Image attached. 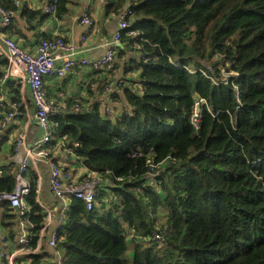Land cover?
Segmentation results:
<instances>
[{
    "label": "trees",
    "instance_id": "obj_1",
    "mask_svg": "<svg viewBox=\"0 0 264 264\" xmlns=\"http://www.w3.org/2000/svg\"><path fill=\"white\" fill-rule=\"evenodd\" d=\"M70 2L57 0L56 16ZM127 3L129 27L107 73L133 53L122 72L137 78L109 94L123 101L119 111L94 101L50 117L54 139L63 138L97 190L91 210L68 198L55 250L63 264H128V253L131 264H264V0H105L103 9L118 17ZM14 186L13 172H3L0 193ZM28 186L22 220L33 250L45 214L32 179ZM0 207L12 241L3 217L16 211ZM46 233L14 264H51Z\"/></svg>",
    "mask_w": 264,
    "mask_h": 264
},
{
    "label": "crops",
    "instance_id": "obj_2",
    "mask_svg": "<svg viewBox=\"0 0 264 264\" xmlns=\"http://www.w3.org/2000/svg\"><path fill=\"white\" fill-rule=\"evenodd\" d=\"M5 4L14 3L15 14L12 18L11 25L7 30V34L11 37L22 49L32 53L39 42L46 38L62 37L66 42L73 44L82 52L76 55L77 58H85L90 62L99 59L105 52V44L112 38L117 31V16L104 12V5L98 0H71L67 5L66 11L61 16L56 14H47L45 10L49 6L51 0H3ZM15 3H18L17 6ZM26 11L37 12L36 19H30V15ZM83 17H88L93 21V27L89 28L81 23ZM135 55L126 53L123 60L116 61L119 69H114L110 74L92 71L90 68L77 65L64 78L58 79L48 77L44 80V90L49 99L58 102L59 112L73 113L74 107L78 104L86 107L88 104L95 102L100 103L103 108L107 105L112 111H119L121 102H110L109 96L104 93H99L98 96L92 89H96V85L106 87L111 81L115 84L124 80H134L137 74L128 73L123 75V65L129 63ZM4 61L0 60V63ZM3 70L1 65L0 71ZM115 90H117L115 88ZM99 91V90H98ZM105 91V90H104ZM1 95L5 99V109L2 111V116L10 113H16L15 117L8 120L5 128L0 127V170L9 172L8 167L14 160L13 144L18 132H27V145H33L34 141L40 137V130L34 123L33 115L34 108L30 101L29 92L19 86L15 79L8 80L0 89ZM16 93V95L14 94ZM90 93H93L90 94ZM16 100H12V99ZM99 98V99H98ZM121 99V98H120ZM123 100V99H121ZM12 103H17V108H12ZM2 117H0L1 120ZM58 139L52 142L50 155L53 159L65 169H69L74 177H82L85 170L78 163L77 157L73 153L67 151V148L62 145H57ZM24 155V150L19 149V156ZM68 170V171H69ZM33 180L36 185V201L42 208L46 207L51 213V223L47 228L44 244L48 252L47 261L53 264L55 256L54 251L47 244L48 235L55 232L59 228V221L64 215V209L68 206V199L59 200L50 192L49 180L50 171L46 163L39 161L35 166L30 165L25 176V180ZM0 207V250L3 245H6L8 251L13 252L17 245L14 244L20 234V219L19 212L10 214L13 218L4 219L5 225H10L13 232V238L9 237V229L1 227L2 214ZM24 256V255H22ZM18 256V257H22ZM20 264H28L23 260Z\"/></svg>",
    "mask_w": 264,
    "mask_h": 264
},
{
    "label": "built area",
    "instance_id": "obj_3",
    "mask_svg": "<svg viewBox=\"0 0 264 264\" xmlns=\"http://www.w3.org/2000/svg\"><path fill=\"white\" fill-rule=\"evenodd\" d=\"M80 1L81 0H76V2ZM98 1L102 4L105 3V0ZM56 3L57 0H51L45 12L54 15ZM17 4L18 3H15L16 6ZM14 14V10L5 9L0 4V60L5 62V67L0 76V89L8 80L15 79L21 88L28 90L30 101L34 108V115L32 117L34 123L40 130V137L34 141L33 145H27L26 130L17 133L13 144L14 160H12V163L8 167V170L13 172L15 186L10 192L0 193V202H7L11 208L19 212L20 219L24 218L28 210L24 202V196L29 192V186L28 182L25 180V176L30 165L35 166L39 161H43L47 164L50 171L49 186L51 194L59 200L68 198L79 199L85 203L87 210H91L97 191L93 174L88 175L87 178H84L85 174L82 177H74L70 171L59 165L50 155L52 142L57 139H54L53 131L58 127V122L51 120L50 117L59 112V106L58 102L47 97L44 90V80L48 77L62 79L77 65L88 67L92 71H109L113 65L114 57L119 47L121 32L129 27L126 18L131 14L130 5L127 3L118 15L117 31L105 44L104 54L93 62L85 58H77L76 55L82 51L77 49L73 44L66 42L64 38L58 36L42 40L32 53L25 51L7 34ZM81 23L89 28L93 27V21L88 17H83ZM121 84L122 82L115 84L111 81L104 88L105 94L109 96L110 93H113L115 88L118 90ZM202 104L203 101L199 100L194 103L193 106V113L190 121L195 130L199 127L200 107ZM11 107L14 109L17 108V103H12ZM5 108V99L0 93L1 129L5 128L10 118L17 115L13 112L6 116H2V111H4ZM104 108L107 113L112 112L108 106ZM77 109V106L74 107V110ZM62 139L59 138L58 143L54 145V147L57 145L63 146L64 141H62ZM74 146L77 147L78 145L74 144ZM19 149L24 150L23 156H19ZM67 151L73 153L71 149H67ZM74 156L76 155L74 154ZM76 157L79 159L78 156ZM2 174L3 170H0V175ZM42 208L45 214V221L40 230L36 247L33 250L25 248V245L29 242V230L24 221L21 220L20 234L16 238L17 248L13 252H10L6 245H3L0 250V264H14V259L18 256H25L38 251L41 246V238L51 223V213L49 209L43 206ZM63 224L64 219L61 218L58 227ZM48 236L47 244L54 251V263L63 264L59 252L55 250L57 241L55 232H52ZM155 238L158 239L157 236H155Z\"/></svg>",
    "mask_w": 264,
    "mask_h": 264
},
{
    "label": "rangeland",
    "instance_id": "obj_4",
    "mask_svg": "<svg viewBox=\"0 0 264 264\" xmlns=\"http://www.w3.org/2000/svg\"><path fill=\"white\" fill-rule=\"evenodd\" d=\"M189 70V69H188ZM189 72L190 73H192L193 71H190L189 70ZM134 74H135V72H133ZM123 85V84H122ZM120 87L118 88V90H113V92H117V93H119V91H120ZM107 95V94H106ZM108 96V95H107ZM111 101V100H110ZM105 106H107V105H105ZM104 106V107H105ZM76 157V156H75ZM109 196V194L107 195V196H105V197H108ZM66 208L64 209V214H66ZM165 217L163 216V214H159V216H158V218H157V221L159 222V223H164L165 222ZM131 254V253H130ZM129 253H128V256H127V261H128V264H131L130 262H131V255H130Z\"/></svg>",
    "mask_w": 264,
    "mask_h": 264
},
{
    "label": "water",
    "instance_id": "obj_5",
    "mask_svg": "<svg viewBox=\"0 0 264 264\" xmlns=\"http://www.w3.org/2000/svg\"><path fill=\"white\" fill-rule=\"evenodd\" d=\"M61 113H62V114H73L72 112H71V113H66V112H64V111H62Z\"/></svg>",
    "mask_w": 264,
    "mask_h": 264
}]
</instances>
